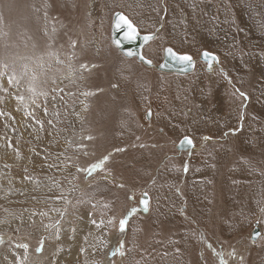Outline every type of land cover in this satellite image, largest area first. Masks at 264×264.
Returning a JSON list of instances; mask_svg holds the SVG:
<instances>
[{"label":"rangeland","instance_id":"obj_1","mask_svg":"<svg viewBox=\"0 0 264 264\" xmlns=\"http://www.w3.org/2000/svg\"><path fill=\"white\" fill-rule=\"evenodd\" d=\"M117 10L193 71L121 54ZM0 235V264H264V0H0Z\"/></svg>","mask_w":264,"mask_h":264},{"label":"water","instance_id":"obj_2","mask_svg":"<svg viewBox=\"0 0 264 264\" xmlns=\"http://www.w3.org/2000/svg\"><path fill=\"white\" fill-rule=\"evenodd\" d=\"M118 13L123 14L119 10H117L113 13L112 25L110 28V36H111V41H112L113 45L116 47V49L121 54H123L127 58H136L139 62L143 63V65H145L147 67H155L159 71L173 72V73H178V74H185V73L193 71V69H194L193 58L186 53H177L169 47H166L163 49L162 61L158 64H154L150 59H148L146 56L143 55L144 46L146 44H148L152 39L145 42L143 37L146 34H151L153 37H155V34L154 33H140L138 31L137 27L129 19L131 21V23L134 25V27L137 29V34H136L134 39H126L125 38V31H126L125 27L122 25L117 26L115 23L117 20V14ZM124 16H126V15H124ZM116 42H119V44H117ZM129 51H131L133 53V55L129 56V55L125 54L126 52H129ZM205 52L209 54L208 58H205L203 56V53H205ZM182 55H188L191 58V64H189L187 62H183L179 59H174V57H178V56H182ZM212 55H214L216 57L215 60L211 59ZM141 57H143V59H141ZM199 59L201 61L205 62L208 70L213 65H218V56H216L215 54H212L209 51H202L200 56H199ZM148 116H150V112L147 113V117ZM186 137L189 138L188 136H186ZM184 138H182L177 143L176 148L178 150H188V149L194 148V143L192 140H191L192 141L191 147H180L181 142L184 140ZM145 194H147V193H142V195L139 198V207H140L141 212L143 214H146L148 212V210L145 211L143 206L140 205L141 199H146L148 201V206H149V196H148V194L147 195H145ZM256 233H259L257 228H255L251 234L252 240H255L258 237V236H254V234H256ZM3 241H4V237L0 235V243H2Z\"/></svg>","mask_w":264,"mask_h":264},{"label":"snow or ice","instance_id":"obj_3","mask_svg":"<svg viewBox=\"0 0 264 264\" xmlns=\"http://www.w3.org/2000/svg\"><path fill=\"white\" fill-rule=\"evenodd\" d=\"M116 25L117 26H124L126 31H125V38L126 39H134L136 34H137V29L134 27V25L131 23V21L124 16L123 14H117V20H116ZM154 37L151 34H146L144 35L143 39L145 42L153 39ZM117 44H119V42H116ZM126 55H133V53L131 51L126 52ZM203 56L205 58H208L209 54L208 53H203ZM141 59H143V57H141ZM174 59H179L183 62H187L189 64H191V58L188 55H182V56H178V57H174ZM212 60H215L216 57L214 55L211 56ZM244 94L241 93V96H243ZM246 98V97H245ZM192 145V141L190 138L185 137L184 140L181 142L180 147H191ZM186 170V169H185ZM147 195V194H145ZM140 205L143 206L144 210L147 211L148 210V201L146 199H141L140 201ZM133 212H135V209L132 210ZM127 226V218L122 219L120 221V230L124 231L125 228ZM259 233L254 234V236H258ZM122 254V253H121ZM232 255H234V253H232ZM220 264H226V261L221 260Z\"/></svg>","mask_w":264,"mask_h":264},{"label":"bare ground","instance_id":"obj_4","mask_svg":"<svg viewBox=\"0 0 264 264\" xmlns=\"http://www.w3.org/2000/svg\"><path fill=\"white\" fill-rule=\"evenodd\" d=\"M110 28H111V26H110ZM110 38H111V36H110ZM111 43H112V41H111ZM113 44V43H112ZM115 47V46H114ZM116 48V47H115ZM84 227V226H83ZM109 240H111V244H110V249H113V246H114V244H115V239H114V236H111L110 237V239ZM73 241H75V239H73ZM109 249V250H110ZM109 252H112V251H109ZM108 254H110V253H108ZM109 256V255H108ZM111 256V255H110ZM105 258H106V255H105ZM107 259V258H106ZM105 259V260H106ZM110 260V258H108V261Z\"/></svg>","mask_w":264,"mask_h":264}]
</instances>
